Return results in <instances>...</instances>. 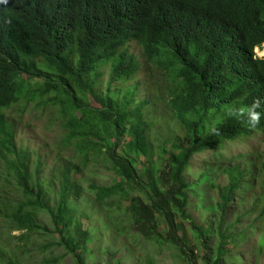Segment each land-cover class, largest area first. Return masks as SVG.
<instances>
[{
  "label": "trees",
  "instance_id": "1",
  "mask_svg": "<svg viewBox=\"0 0 264 264\" xmlns=\"http://www.w3.org/2000/svg\"><path fill=\"white\" fill-rule=\"evenodd\" d=\"M131 42L141 45L146 60L172 57L171 68L179 66L180 82L167 105L182 135L157 155L147 141V100L136 99V87L122 100L116 90L96 91L93 74L104 64L112 69L111 89L139 72ZM263 44L264 0H6L0 8V158L29 200L6 217L33 233L44 230L36 211L47 212L59 245L77 264H87L89 222L75 215L80 166L65 167L52 206L40 174L36 187L30 185L28 160L7 118L20 101L46 98L70 118L68 142L77 140L83 156L99 158L120 179L92 186L94 202L126 201L137 231L176 245L188 264H228L229 242L252 244L256 232L264 250L263 165L252 159L221 169L228 183L219 186L217 209L203 226L188 212L194 183L187 176L196 155L264 131V58L255 52ZM256 100L262 115L250 126L247 109ZM44 262L59 264L56 258Z\"/></svg>",
  "mask_w": 264,
  "mask_h": 264
},
{
  "label": "rangeland",
  "instance_id": "2",
  "mask_svg": "<svg viewBox=\"0 0 264 264\" xmlns=\"http://www.w3.org/2000/svg\"><path fill=\"white\" fill-rule=\"evenodd\" d=\"M129 51L141 65L136 76L130 83L116 82L118 87L111 89L112 69L108 63L104 64L93 74L97 78L96 91L104 96L109 90L111 93L116 90L122 100L136 87V99L147 100L144 113L147 120L152 121L148 127L147 141L150 150L157 155L161 146L169 148L182 135L167 105L180 80L175 77L177 71L170 66L172 58L146 60L142 47L136 42L130 43ZM255 51L258 57L263 58L264 44ZM42 68L49 73L53 71L45 64H42ZM7 118L14 126L16 144L28 160L30 185L36 187L37 174H40L46 192L45 200L52 206L56 207V192L60 190L65 167L70 164L80 166L74 177L83 191L81 200L75 206V215L81 219L84 216L87 219L83 221L89 222L87 264H188L185 254L176 245L148 239L137 231L126 201H119L116 197L112 202L107 200L104 205L94 202L97 189L92 186H110L120 179L99 158L83 156L77 147V140L68 142L71 135L68 126L70 118L62 105L53 104L46 98L30 103L24 99L7 111ZM252 159L264 166V131H256L234 142H227L219 150L212 149L194 157L187 174L188 180L194 183L188 212L199 225H205L211 210L217 209L219 186L228 183L221 169L231 162ZM203 173L205 177L201 180ZM262 173L264 177V171ZM260 177L261 174L255 176ZM257 191H261L260 185ZM26 203L29 200L21 190L15 173L0 158V264H44L46 258H56L59 264H77L67 247L59 245V234H54V224L47 212L36 211L38 224L44 230L33 233L19 231L13 221L6 217ZM242 227L238 226V229ZM258 230H261L259 225ZM25 234L26 237L22 239ZM189 234L190 245L194 246L197 234L191 227ZM257 237L258 232L252 244L241 240L229 242L233 250L228 254L227 263L264 264V250L258 247Z\"/></svg>",
  "mask_w": 264,
  "mask_h": 264
},
{
  "label": "clouds",
  "instance_id": "3",
  "mask_svg": "<svg viewBox=\"0 0 264 264\" xmlns=\"http://www.w3.org/2000/svg\"><path fill=\"white\" fill-rule=\"evenodd\" d=\"M6 0H0V8H3L5 6ZM138 44V43H137ZM140 45V44H139ZM141 46V45H140ZM258 48V47H257ZM256 52V51H255ZM134 55V54H133ZM172 58V57H169ZM264 58V57H263ZM173 61V58H172ZM171 61V62H172ZM170 62V63H171ZM171 66V65H170ZM178 66V65H176ZM175 66V70L177 71V67ZM179 67V66H178ZM173 69V68H172ZM97 72V71H96ZM177 73V72H176ZM260 107V101L256 100L253 102V104L247 109V115H248V123L250 126H255V124H257L260 120V117L262 115L261 112L256 111L255 109ZM243 111V110H240ZM230 114H235V110H233L232 113Z\"/></svg>",
  "mask_w": 264,
  "mask_h": 264
}]
</instances>
